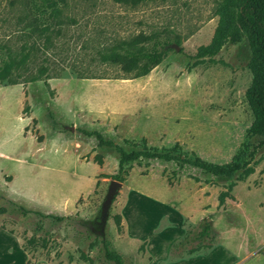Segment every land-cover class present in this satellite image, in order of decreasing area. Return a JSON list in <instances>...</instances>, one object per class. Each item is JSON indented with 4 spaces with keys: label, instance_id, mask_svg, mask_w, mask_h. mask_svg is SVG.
Wrapping results in <instances>:
<instances>
[{
    "label": "rangeland",
    "instance_id": "rangeland-1",
    "mask_svg": "<svg viewBox=\"0 0 264 264\" xmlns=\"http://www.w3.org/2000/svg\"><path fill=\"white\" fill-rule=\"evenodd\" d=\"M66 1L67 7L59 5L62 7L63 23L56 26L52 22L43 31L45 28L38 24L34 11L29 10L27 0H0V49L5 52L10 50L19 57L23 48L33 46L32 49L36 51L28 61L30 72L34 73L38 66H48L64 76L49 79L45 84L43 81L29 83L26 82L27 75L22 73L17 79L25 81L23 84L7 86V81L0 82V106L12 108L17 113L1 138V151L21 141V128L28 121L26 118H31L32 123L26 128L28 135L35 136L36 140L41 137L43 141L45 133V148L48 146L52 153L56 150L73 151L83 161L94 160L96 156L104 158L106 154L115 155L109 149L98 148L94 138L76 133L77 128L99 131L105 138L123 145L128 151L132 148L124 144L123 140L139 143L141 138H145L151 148H170L178 143L185 152H193L206 162H231L252 122L245 100V91L251 82L248 70L251 53L247 39L226 44L213 61L206 58L191 71L187 70V66L193 63L188 57L212 39L218 22L214 11L219 0H166L142 3L136 7L117 4L114 0ZM139 33L168 36L173 41H179L180 45H173L169 56L148 76L141 78L125 79L129 77L124 76L117 67L98 62V50ZM76 74L100 78L76 79ZM15 78L14 74L9 80ZM76 84L80 99L93 104L97 111L103 110V102L114 107L110 112L120 117L118 124L111 127L113 132L75 126L64 119L63 115L68 117V114L63 109L59 108L63 115L57 110L56 101L71 100ZM82 118L84 123L94 121L86 115ZM144 118L148 122L147 126L151 125L148 128L152 132L140 137L136 126H140ZM62 120L68 125L62 127ZM107 122H104V127H108ZM70 126L74 127V132L66 129ZM53 128L58 131H53ZM63 129L68 131L67 134L60 133ZM135 135L137 138H134ZM26 142L29 147L33 144L31 138ZM54 161L52 163L57 165L58 161ZM0 164L3 168L11 167V163L4 159L0 160ZM81 164L76 169L79 175L83 174ZM132 169L140 175L152 173L162 177L169 186L185 194L183 200H188L189 196L197 192L193 196L194 200L191 198L195 201L199 190L204 189L203 197L208 200L204 208H210L212 213H208L194 226L184 222L183 227L189 234L201 221L207 220L216 232L222 233L221 246L206 256L187 260L190 248H200L187 235L182 243L174 246L173 257L157 264L181 259L185 260L172 264H264V149L256 157L254 174L243 182L237 178L216 181L193 168L185 167L170 185L167 177L176 169L172 163L133 164ZM0 175L4 178V181L0 179V207L7 210L0 212V264H90L84 262L82 256L90 258L92 264H101V241L109 242L123 256L124 264L149 263L146 242L128 240L124 231L118 233L114 224L113 217L118 214V204L121 205L122 197L125 195L126 198L127 192L122 193L120 187L108 211H102L112 182L110 175L101 179L93 194L80 199L76 210L69 215L66 214L70 210L68 206L74 190L67 188L65 183L51 176L33 179L17 173L10 184L8 182L12 176L8 172L1 171ZM232 184L241 185L235 189L240 210L238 201L232 197L233 187L230 191L231 201L224 208L225 216L219 218L214 208L220 211V206L215 199L220 192L228 191ZM242 186L262 188L247 192ZM35 188L41 190L38 195L45 202L58 205L57 208L64 214L61 216H72L71 220L58 224L45 223L44 228L40 229L35 215H24L8 203L9 199L25 209L48 211L15 200L19 198L20 192H25L31 199L36 195L32 194ZM163 197L168 198V201H177V195L172 192L165 193ZM194 204L203 207L201 199ZM130 207L132 211L136 208L140 211L139 205L131 203ZM152 211L146 220L140 222L139 218L133 223L138 226H129L130 230L137 235L148 233L154 217ZM139 225L143 226L139 228ZM164 226L165 222L158 230ZM172 231L163 232L156 239L153 243L155 253H161L166 239L169 240L176 233L175 228ZM32 237L35 243L27 245L28 252H25L21 246ZM218 240L217 234L214 245ZM202 251L207 250L203 248ZM174 254L179 258H174Z\"/></svg>",
    "mask_w": 264,
    "mask_h": 264
},
{
    "label": "trees",
    "instance_id": "trees-1",
    "mask_svg": "<svg viewBox=\"0 0 264 264\" xmlns=\"http://www.w3.org/2000/svg\"><path fill=\"white\" fill-rule=\"evenodd\" d=\"M155 1L164 2L166 0H114L117 4L130 7ZM27 3L29 10L34 11L33 14L36 15L40 27L45 28L43 31H46L52 22L56 26L63 23L61 20L62 7L59 5L62 4L67 7L66 0H27ZM214 12L218 17V22L212 39L209 44L198 47L196 53L188 57L193 60V63L187 66V70L191 71L202 64L206 58L213 61V58L226 44L238 43L243 38L247 39L251 53L248 62L251 82L245 91V100L251 112L252 122L237 153L229 163L213 164L202 160L193 152H185L178 143L170 148H151L147 145L145 138H141L139 143L123 140L124 144L132 148L128 151L123 145L105 138L99 131L77 128L76 133L84 137L94 138L98 148L109 149L118 158L117 172L109 176L112 181L123 183L129 176L133 164L145 166L151 162L172 163L176 166L171 176L167 177V182L170 185L178 179V175L185 167L193 168L203 176L216 181H232L237 178L238 181L243 182L255 172L256 157L264 149V0H219ZM173 45L179 46L180 42L173 41L168 36L160 37L157 33L149 35L139 33L98 50L97 60L103 65L117 67L124 76L129 77L125 79H136L148 76L158 67L169 56ZM32 48L33 46L27 49L23 48L24 50H21L19 57L13 55L10 50L5 52L0 49V82L7 81L5 84L7 86L23 84L25 81L20 82L17 79L22 73L27 75L26 82L29 83L43 81L45 84L49 79L64 78L48 66H38L34 73L30 72L28 61L34 55L32 53L36 51ZM14 74L16 78L9 80V77H13ZM74 78L97 79L100 77L76 74ZM51 117H53L52 114ZM67 125L68 123L62 120V127ZM53 129V131H58L56 128ZM67 132L64 129L60 130V133L67 134ZM37 140L41 142L42 138L38 137ZM94 162L101 165L102 158L96 156ZM234 186L235 184H232L228 191L219 194V206L224 205L227 198H231L230 191ZM0 194L2 195L1 192ZM7 201L22 214L35 215L39 220L37 226L40 229L44 228L45 223H63L71 220L72 217L61 216L40 209H25L12 200L8 199ZM6 211V208L0 207V212ZM113 220L118 233H122L121 216L117 214ZM187 235H190L191 242L205 249H211L217 238V232L207 220L201 221L195 230L189 234L186 233ZM34 243L35 239L32 237L21 247L25 252H28L27 245ZM199 249L196 250L199 251ZM100 254L99 261L101 264H124L123 256L117 253L107 241H101ZM82 260L92 264L91 259L86 256H82Z\"/></svg>",
    "mask_w": 264,
    "mask_h": 264
},
{
    "label": "crops",
    "instance_id": "crops-1",
    "mask_svg": "<svg viewBox=\"0 0 264 264\" xmlns=\"http://www.w3.org/2000/svg\"><path fill=\"white\" fill-rule=\"evenodd\" d=\"M77 85L78 84H76L75 86V94L73 95L71 100L56 101L57 110L60 112L59 108L63 109L66 114H68V117H66L60 112L63 115L64 119L68 123H73L75 126L89 128L92 127L95 129H100L105 133L113 132L111 127H114L118 124V118L120 117L110 112L114 107L103 102L102 105L104 107V111H97V107H94L93 104L90 105L87 101L85 102V100L80 99L79 93L76 92ZM83 115L89 116L90 120L94 121L84 123L82 118ZM16 116L17 113L12 108L0 106V141L4 132L8 129L10 122L14 120ZM26 120L28 121L23 124L20 131L21 141L15 143L14 145H11L4 151L0 150V160L4 159L11 163V167L6 168H3V166L0 164V174L1 171L8 172L12 176L11 181L8 182L10 184L12 183V180H14L17 173H21L25 177H31L33 179L40 176H51L57 181L65 183L67 188L69 187V189L74 190V196L70 198V204L68 206V209L70 210L68 214H66L69 215L76 210L78 201L80 199L88 197L94 193L101 179L105 178L108 175L112 176V174H114V171L118 169V158L116 156L106 154L104 155V158H102V164L98 165L96 162H94V160L83 161L78 155L73 153V151L70 152V150H56V152L52 153L48 146L46 148L44 147L46 143L45 133L42 142H38L35 136L28 135V131H26V128L30 126L32 120L31 118H26ZM106 121H108V127H104V122ZM142 121V124L139 123L140 126H136V132L140 137L146 136L147 134H150L152 132L151 128H148L151 125L149 124L147 126L148 122H146L145 118ZM39 126L40 123L38 122L37 129L40 128ZM25 134H27V136ZM28 138H31V143H33L31 147H29L30 145L26 142ZM134 138H137V136L135 135ZM91 147H94L93 144H91ZM54 160L58 161L57 165L55 163H52V161ZM80 164L83 167V174L81 175L77 174L76 172V169L80 166ZM0 179L4 181V178L1 175ZM243 185H245V183H243ZM263 185L264 183L262 184V186ZM238 186H234V190L232 193V197H234L236 201L238 200L235 196V189ZM262 186L254 189L262 188ZM121 189L122 190L120 191L122 193L123 191L127 192L126 198L125 195L122 197L121 205L118 204V215L121 216L122 232L124 231L125 237L128 240L133 239L138 243L146 242V245L144 244L147 251L146 253L150 257V261L148 264L165 262L170 256L173 255L174 246L182 243V240L186 237L187 229L183 227L184 222H188L191 226H194L200 219L206 217L208 213H212V210L210 208H204L208 204L207 198L203 197L204 189L199 190L198 195L195 198V201H198V203L201 199L203 207L201 205H199L198 207L196 204H194L195 201H192L194 200V194H196L197 192H194L192 196H189L188 200H183L182 198L185 197V194L182 191H179L175 187L169 186L162 177H157L152 173L140 175L136 170L131 169L129 176L123 183H121ZM243 189L247 192H251L254 190L253 188L249 189L247 186L245 188L243 187ZM38 192H41L39 188L32 189V194L36 195L31 197V199L30 197L25 195V192H20L18 193L19 198L15 200L23 202L25 204L34 206L36 205V207H40L42 209L52 211L53 213L64 215L61 210L57 208L58 205H55V203H49L47 201L45 202V200H43L41 196L38 195ZM169 192L175 193L177 195L176 202L172 200L168 201V198L163 197L165 193L169 194ZM191 198L193 199L191 200ZM216 200L217 205L219 206L218 197L215 199V202ZM226 200L227 202L219 207L220 211L214 208V210L218 212L217 215L219 216V218H224V208L225 206L227 207L228 201H231V198H227ZM131 203L135 204L136 206L139 205L140 211L136 207V209L132 211L130 207ZM140 204H142L141 207ZM237 205L240 210L241 206H239V201ZM186 206H189L190 208H187ZM191 207L193 209H197L193 210ZM152 210H154V217H152L148 233L137 235L135 234V231L132 232L129 226H138L137 224L135 225L133 223L136 222V220H138L139 218L140 222H142L144 219L146 220L149 216V213L153 212ZM136 212L139 213L137 214ZM237 212L241 214L240 211L237 210ZM241 217L244 218L242 214ZM164 222L165 226L162 229L158 230L160 225H162V223ZM140 226L143 225H139V228ZM174 228L176 229V233H174L173 237H171L169 240L168 238L166 239L165 247L161 250V253H155L153 251V243L156 242V239H158L163 232H173L172 229ZM217 234L219 240L216 242V245H214L211 249H206L207 251H202L203 248H200L199 251H197L194 247L190 248V255L187 260L191 258L206 256L210 254L216 247L221 246L222 233L217 232ZM177 253L178 252L176 251V254ZM176 254H174V258H179ZM181 260L171 261L167 264L176 263ZM237 264H241V262Z\"/></svg>",
    "mask_w": 264,
    "mask_h": 264
},
{
    "label": "water",
    "instance_id": "water-1",
    "mask_svg": "<svg viewBox=\"0 0 264 264\" xmlns=\"http://www.w3.org/2000/svg\"><path fill=\"white\" fill-rule=\"evenodd\" d=\"M66 129H69L71 132L75 131L73 126H70L68 128L66 127ZM120 187H121L120 182H117V181L111 182V184L108 188L105 200H104L103 205H102V211L104 213H106L108 211V208H109L110 204L112 203V200H113L115 194L117 193V191Z\"/></svg>",
    "mask_w": 264,
    "mask_h": 264
}]
</instances>
